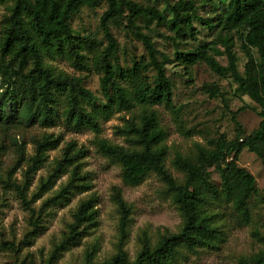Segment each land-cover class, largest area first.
<instances>
[{
  "label": "rangeland",
  "instance_id": "374dc122",
  "mask_svg": "<svg viewBox=\"0 0 264 264\" xmlns=\"http://www.w3.org/2000/svg\"><path fill=\"white\" fill-rule=\"evenodd\" d=\"M136 1L144 7L155 6L167 19H172L174 4L179 0ZM185 1L209 24L193 18V30L189 28L184 34H178L153 17L141 15L136 19L138 31L149 37L174 85L173 104L159 103L153 108L167 134L163 142L167 150L165 167L179 184L185 182L186 174L174 164L178 155L195 160L200 147L212 148V139L221 135L235 139L237 122L249 134L261 121L258 104L238 89L229 74L219 75L204 62L185 68L179 60V52L191 51L205 42L222 65H228L229 51L238 56L240 71L247 61L242 34L225 25L217 26L226 0ZM12 4V0H0V38ZM107 8L108 3L102 1L94 8L83 7L71 19L72 32L84 45L81 52L87 57L88 68L80 69L68 55L45 57L46 64L56 73L79 77L92 92L93 101L98 103H104L106 98L101 87L102 73L96 70L94 57L109 44L101 25V16ZM110 29L117 44L112 59L117 68L127 71L136 62L149 61L144 43L127 28L126 18L118 26L110 21ZM155 77L152 67L139 74L140 79L149 82ZM119 81L130 87L136 83V79L128 77ZM214 83L221 91L211 96L203 87ZM5 89L0 79V98ZM66 106L62 99L57 103L59 118L50 125L38 121L29 123L21 117L14 119L15 125L0 122V264H81L90 259L95 263L108 259L118 251L121 239L118 193L130 208L123 248L131 260L136 259L145 242L154 247L163 236L179 232L183 227L185 217L160 175L150 172L141 183L127 184L121 164L104 154L98 145L100 139H107L126 148L138 147L132 142L134 134L123 130L140 110L115 112L108 119L101 117V130L95 132L88 126L70 124L64 115ZM84 106L88 110L92 108L87 102ZM136 120L139 122L138 118ZM45 136L57 139L56 145L47 146L45 160L30 170L37 143ZM67 148L77 157L55 173ZM238 164L256 179L257 192L248 202L249 220L245 221L234 202L224 195L208 199L204 209L214 215L215 246L194 250L182 246L172 264H238L241 259L252 260L259 255L264 258V163L254 152L244 148ZM75 168L78 171L75 183L88 186L72 187L66 198L47 204L48 199L70 182ZM210 171L212 181L221 187L220 173L215 167ZM53 173L55 176L44 186ZM17 185L24 189L29 204L23 202ZM90 197L96 198L97 226L83 234L77 244L59 250L74 221L75 211Z\"/></svg>",
  "mask_w": 264,
  "mask_h": 264
},
{
  "label": "trees",
  "instance_id": "16d2710c",
  "mask_svg": "<svg viewBox=\"0 0 264 264\" xmlns=\"http://www.w3.org/2000/svg\"><path fill=\"white\" fill-rule=\"evenodd\" d=\"M12 1L4 34L0 38V79L6 85L0 98V122L15 125L14 119L21 117L29 123L38 121L50 125L59 118L56 105L62 99L67 105L64 115L70 124L88 126L95 132H100L101 117L108 119L115 112L138 108L140 112L130 119L123 130L127 134H134L132 142L138 147L126 148L107 139H100V150L121 164L123 179L127 184L141 183L150 172L160 175L185 217L181 231L163 236L154 247L145 242L136 259L131 260L123 248L130 208L118 193L116 201L121 212L118 251L99 263L89 258L90 260L81 264H172L182 246L190 250L213 247L217 229L213 226L214 215L207 213L204 205L208 199L221 195L233 201L242 212L244 220H249L248 202L257 192L256 179L251 172L238 164V160L241 151L248 148L264 163V0H226L221 7L217 26L225 25L242 34L247 56L243 71L238 67V56L235 53L229 51V63L222 65L210 53L209 43H200L191 51L178 53L185 68L204 62L219 75L229 74L237 83L238 89L258 104L261 116L259 126L251 133L246 134L237 122L235 139H228L224 135L212 139V148L200 147L195 160L178 155L174 164L186 174L183 184L177 183L165 167L167 150L163 142L167 134L153 108L159 103L173 104L174 85L166 73L164 61L158 59L159 52L153 43L147 35L138 31L136 19L147 15L175 29L178 34H184L186 29L193 30V18L209 24L195 13L194 6L189 1L179 0L173 7L174 17L167 19L159 8L144 7L136 0ZM102 1L108 3L107 10L101 16V25L109 44L94 57L95 68L102 73L101 87L106 98L104 103H98L93 101L92 92L84 87L79 77L56 73L46 64L45 57L68 55L80 69L88 68L87 57L81 52L85 49L84 45L73 34L70 23L72 17L83 7L94 8ZM123 18L127 20V28L144 43L149 54L148 62H136L127 71L122 67L117 68L112 62L117 44L110 29V21L118 26L122 24ZM149 67L156 71L152 82L139 78L140 71ZM122 77L134 78L136 83L131 87L123 85L119 81ZM203 88L211 96H216L221 91L215 83ZM86 102L92 106L91 110L84 106ZM23 107L26 109L23 110ZM56 140L45 136L38 141L37 153L33 157L30 170L36 169L45 160V148L55 146ZM70 152L69 148L65 150L64 157L55 167V173L77 157V154L72 155ZM212 167L220 173L221 187L211 179ZM55 173L44 186L49 184ZM76 178L77 168L74 169L70 182L46 203L66 198L72 187L88 186L76 184ZM17 189L23 202L29 204L25 199L24 189L18 185ZM95 202L96 198L90 197L80 203L74 213V221L69 226V232L58 247L59 250L77 244L83 234L97 226L98 210ZM36 226L38 228L39 224ZM91 255L89 254L90 257ZM238 264H264V258L259 255L252 260L241 259Z\"/></svg>",
  "mask_w": 264,
  "mask_h": 264
}]
</instances>
